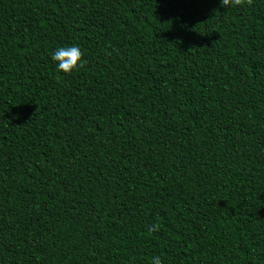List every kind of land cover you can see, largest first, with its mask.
Segmentation results:
<instances>
[{
	"label": "trees",
	"instance_id": "16d2710c",
	"mask_svg": "<svg viewBox=\"0 0 264 264\" xmlns=\"http://www.w3.org/2000/svg\"><path fill=\"white\" fill-rule=\"evenodd\" d=\"M155 256L264 264V0H0V264Z\"/></svg>",
	"mask_w": 264,
	"mask_h": 264
},
{
	"label": "clouds",
	"instance_id": "9594fccd",
	"mask_svg": "<svg viewBox=\"0 0 264 264\" xmlns=\"http://www.w3.org/2000/svg\"><path fill=\"white\" fill-rule=\"evenodd\" d=\"M252 3L253 0H221V6L225 8L244 4L250 6ZM51 59L56 62L57 71L64 74H71L84 64L83 53L77 45L57 48L53 52ZM159 230L160 225L158 223L149 226L148 229L149 233L158 232ZM151 264H162V261L158 256H155L152 258Z\"/></svg>",
	"mask_w": 264,
	"mask_h": 264
}]
</instances>
